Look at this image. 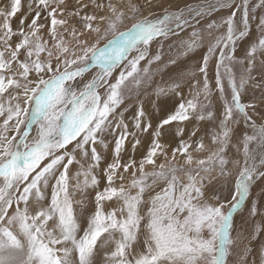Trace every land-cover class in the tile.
Segmentation results:
<instances>
[{"label": "snow or ice", "instance_id": "1", "mask_svg": "<svg viewBox=\"0 0 264 264\" xmlns=\"http://www.w3.org/2000/svg\"><path fill=\"white\" fill-rule=\"evenodd\" d=\"M0 264H264V0H0Z\"/></svg>", "mask_w": 264, "mask_h": 264}, {"label": "bare ground", "instance_id": "2", "mask_svg": "<svg viewBox=\"0 0 264 264\" xmlns=\"http://www.w3.org/2000/svg\"><path fill=\"white\" fill-rule=\"evenodd\" d=\"M237 222H239V220H237Z\"/></svg>", "mask_w": 264, "mask_h": 264}, {"label": "rangeland", "instance_id": "3", "mask_svg": "<svg viewBox=\"0 0 264 264\" xmlns=\"http://www.w3.org/2000/svg\"><path fill=\"white\" fill-rule=\"evenodd\" d=\"M237 223H239V222H237Z\"/></svg>", "mask_w": 264, "mask_h": 264}]
</instances>
